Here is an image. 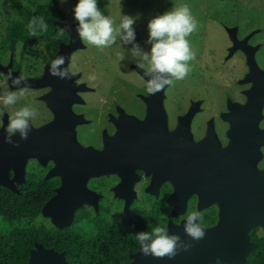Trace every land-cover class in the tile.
I'll return each mask as SVG.
<instances>
[{
    "label": "flooded vegetation",
    "instance_id": "1",
    "mask_svg": "<svg viewBox=\"0 0 264 264\" xmlns=\"http://www.w3.org/2000/svg\"><path fill=\"white\" fill-rule=\"evenodd\" d=\"M65 34L66 40L59 39L58 46L69 41L66 30L62 36ZM236 38L245 39L247 44L256 47L254 60L257 65V71L251 70L247 55L241 48L233 51L229 49L234 44L230 36L232 43L227 46L226 63L232 65L234 56L238 54L244 68L242 76L232 80L234 86L239 88V95L232 94L230 90L224 99L210 96L199 100L188 99L181 114L176 116L171 109L173 101L163 100L161 90V97L157 100H149L148 94L142 99L109 104L105 114L108 124L101 126L95 120L93 124V120L86 118L82 111L74 110L76 105L87 102L83 95L92 88L78 81L80 73H72L75 78L70 84L83 86L73 91L80 99L72 101L69 108L72 114L81 118L72 126L75 140L77 134L80 144L86 148L106 152L109 149L108 141L119 133L121 150H128V153L121 155V169L108 168L87 176L85 190L82 191L88 193L87 198L74 209L68 225L56 224L51 216L41 211L37 220L43 227L45 237H48L47 230L53 229L54 244L59 245L61 233L58 230L70 228L73 244L77 245L79 239H85L91 244L97 240L116 244L121 246L122 252L127 249L126 255H121L126 263L135 264L140 259L136 255L140 250L136 239L138 232H150L152 228L162 226L167 228L169 234L179 235L185 242H193L184 232L183 225L189 213L198 211L201 213L199 223L205 232L203 239L211 241L213 235L215 239L230 240L224 249H237L240 242L241 249L246 250L241 262L224 261L221 253L216 251L211 254L214 255L211 264H264V59L263 62L258 60L260 45L258 41L254 42L251 35L236 34ZM262 49L264 58V45ZM18 75L25 77L20 72ZM43 101L54 119V112ZM249 101L260 102L259 118L256 130L252 123L250 130L244 132L238 130L243 124L238 128L231 125L223 113L231 110L230 102L245 105ZM153 103L158 104L159 108L156 114L151 115L149 105ZM208 103L216 104L218 108L210 111L204 109V104ZM181 117L184 125L181 123V135L175 137L176 133L179 134ZM4 120L5 117L2 122ZM52 120H46L43 124ZM80 124H86L88 128L82 132L78 127ZM91 134H99V140H86V136ZM248 136H251L250 139L246 138ZM174 149H180V159L176 160H181V170L174 166ZM57 166H60L57 160L48 159L42 164L35 156L28 158L24 166V180L20 182L14 179L13 165L8 166L6 173L10 185L0 184V199L5 196L10 202L14 194L23 195L31 172L42 175L48 181V199L57 193L60 201L68 195H71V199L76 198L79 193L77 185L75 188L71 186L69 192L61 189L63 172L48 175ZM12 228V217L5 220L0 213V234L6 231L10 235ZM36 242L58 253L63 252L65 260L70 264L64 249L45 245L38 240H33L29 246V255ZM0 245H3V241H0ZM236 251L234 255L237 258L239 254Z\"/></svg>",
    "mask_w": 264,
    "mask_h": 264
},
{
    "label": "rangeland",
    "instance_id": "2",
    "mask_svg": "<svg viewBox=\"0 0 264 264\" xmlns=\"http://www.w3.org/2000/svg\"><path fill=\"white\" fill-rule=\"evenodd\" d=\"M18 1L30 9L39 6L50 8L52 27L46 31L41 30L36 36L30 33L24 42L17 43L13 52H0V64L10 65L13 71L20 72L23 76H40L59 49V38L66 30L60 22L66 24L78 22L74 18V6L78 0H66L64 3H61V0ZM7 3L8 0H0V39L5 35L7 17L11 14ZM97 3L101 12L110 16L117 25L121 15L135 18L133 24L135 43L146 52L151 48L147 42L149 21L175 7L185 4L189 6L192 15L198 21L197 31L188 37L196 59L190 61L192 70L185 79L175 80L162 90L163 100L173 101L171 109L174 116L181 114L188 99H206L208 96L224 99L230 90L232 94L239 95V88L234 86L232 80L242 76L244 68L238 54L234 56L232 65L226 63L227 46L232 43L230 29L238 35H251L254 42L258 41L260 51L257 57L263 62L264 0H97ZM81 42L80 48L71 51L67 69L71 73H80L81 77L78 81L92 89L83 95L87 102L76 105L74 110L82 111L86 118L93 120V124L100 122L101 126L106 125L108 119L105 114L108 105L121 103L124 100L145 98L148 95L147 80L138 75L134 69L136 58L131 55L132 44L125 45L117 39L111 47L100 50L82 40ZM231 48L232 44L229 49ZM118 52L125 53L124 60H117ZM92 75H95V80L89 78ZM52 88V85L34 89L25 86L24 95L16 104L4 106L0 103V127L3 126L4 117L8 123L9 116L21 107H32L37 110L38 115L30 121L33 127L42 125L46 120H52V112L39 98L40 95L50 92ZM4 91H14L19 95L20 88L18 90L9 88L7 76L0 69V95ZM205 108L210 111L218 106L208 103L204 104ZM78 127L82 132L88 128L86 124H80ZM75 137L78 145L85 147L80 144L77 134ZM99 138V134L94 136L91 134L85 139L97 141ZM31 157L34 156H28L26 161Z\"/></svg>",
    "mask_w": 264,
    "mask_h": 264
},
{
    "label": "water",
    "instance_id": "3",
    "mask_svg": "<svg viewBox=\"0 0 264 264\" xmlns=\"http://www.w3.org/2000/svg\"><path fill=\"white\" fill-rule=\"evenodd\" d=\"M60 23L68 32L69 41L59 44V49L55 52L53 60L57 56L65 57L64 67L67 68L71 51L81 47L82 42L76 31L78 22L71 24ZM230 35L234 43L230 50L233 51L236 48H241L247 55V62L250 69L257 71V65L254 60L256 47L247 44L245 39L238 40L236 38V32L232 29H230ZM50 65L45 68L40 76H25L26 84L22 86L36 88L52 85V91L42 95L41 99L47 102L48 106L54 112L55 117L49 123L41 126L33 127L31 125L32 128L26 140H20L18 134L14 135L12 139L18 142V147L4 140L6 133L3 129L7 126V122L4 120L3 126L0 128V184L10 185L6 173L7 167L10 165L14 167V179L19 182L23 181L24 166L28 156H35L42 164H45L48 159L57 160L60 166L52 168L48 172V175L63 172L64 182L61 189L69 192L71 186L75 188L77 185L79 193L73 199H71V195L62 197V201H60L59 193L54 194L44 203L41 211L44 215L51 216L56 224L64 226L70 223L74 209L87 198L88 193L82 192L85 190L84 184L87 176L92 173L105 171L108 168L121 169V155L127 154L128 150H121V137L119 133H116L114 138L108 141L107 147L109 149L106 152H98L91 147L86 148L78 145L73 135L72 126L75 122L80 121L81 118L80 116L72 114L69 108L72 101H78L80 99L73 91L75 89H82L83 86L76 83L70 84L71 80L75 78V75H72L71 79H61L50 75ZM134 66L140 74L148 78L145 75L146 70L140 69L137 65ZM0 69L6 74L9 87L13 89L17 88L11 83L9 73H12V77H20L18 72L13 71L10 65L2 66L0 64ZM160 97L161 91L150 95L149 100H157ZM259 103L249 101L245 105H239L238 103L230 102L229 108L231 110L223 113V116L227 117L231 125L233 124L237 128L240 124H243V127H239L238 129L240 131H249L252 123L255 129L256 122L259 118ZM149 108V113L154 115L159 105L153 103L149 105ZM251 116H253L252 119L249 118ZM181 123L184 125L183 117L180 118L178 132L182 131ZM176 134L175 137L181 135L180 132L178 135ZM250 137L248 136L246 138L250 139ZM180 154V149H174V166L181 170L182 162L181 160H176V158L180 159ZM12 187L15 191L17 190L15 185ZM211 236V241H207L206 239L190 241L192 247L188 251H180L172 259H168L167 257L157 259L151 255L145 256L139 250L136 255L140 256V259L135 264H211L214 256L211 254L216 251L221 253V258L224 261H243V255L246 250L241 249L240 242L237 249L233 250L231 248L227 250L224 247L226 244H230V240H219L217 238L215 239L213 235ZM235 250H237L235 253L239 254L237 258L234 255ZM179 254L183 255L179 256ZM24 264H68V262L65 260L63 252L58 253L53 248L44 247L41 243L36 242L34 247L30 249L28 260Z\"/></svg>",
    "mask_w": 264,
    "mask_h": 264
},
{
    "label": "clouds",
    "instance_id": "4",
    "mask_svg": "<svg viewBox=\"0 0 264 264\" xmlns=\"http://www.w3.org/2000/svg\"><path fill=\"white\" fill-rule=\"evenodd\" d=\"M66 0H61V3ZM74 18L78 21L76 31L80 39L89 45L103 50L111 47L117 39L122 44H132L131 55L136 58L137 67L146 69L148 77L146 91L150 95L163 90L175 80H183L191 72L190 61L196 59L188 37L198 28V21L192 15L188 5H181L153 17L148 23V43L150 51H143L135 43L133 24L135 18L121 15L119 24L104 15L98 7L97 0H78L74 6ZM47 30V24L42 17H34L29 24L31 35L36 36L35 26ZM125 59L124 52L117 53V60ZM65 57L57 56L49 67L52 76L61 79H71L72 73L64 67ZM95 80V75L89 77ZM11 83L20 88L19 95L14 91H4L0 95V103L4 106L14 105L24 95L22 85L26 84L24 77H12ZM38 112L32 107H21L9 116L7 126L3 131L7 134L5 139L9 144L19 146L12 137L19 135L20 140H26L31 131V123ZM201 213L192 211L184 221V232L191 240L198 241L204 238L205 232L202 225ZM143 255H151L157 259L174 258L180 251H188L192 243L185 242L179 235L169 234L166 227L156 226L149 231H140L136 234Z\"/></svg>",
    "mask_w": 264,
    "mask_h": 264
},
{
    "label": "trees",
    "instance_id": "5",
    "mask_svg": "<svg viewBox=\"0 0 264 264\" xmlns=\"http://www.w3.org/2000/svg\"><path fill=\"white\" fill-rule=\"evenodd\" d=\"M7 5L11 14L7 17L5 35L0 39V52H13L18 42H24L27 39L31 33L29 24L34 17H42L47 24V29L52 27L50 8L39 6L36 9H30L18 0H8ZM35 30L38 33L43 29L37 24ZM66 37L65 34L59 39L66 40ZM28 181L26 189L22 188L23 195L14 194L10 202L5 196L0 199L1 215L5 220L10 216L13 221L12 233L8 235L4 231L0 234V241H3V245H0V264L26 262L29 255L28 248L33 240L42 241L45 245L54 246L57 249H64L70 264H127L121 257V255H126L127 249L122 252L121 246L106 244L98 240L91 244L85 239H79L75 245L70 228L58 230L61 233L59 245L54 244L53 229H48V237H45L43 227L37 219L41 215V207L50 196L48 181L35 172H31ZM113 228L109 230H114Z\"/></svg>",
    "mask_w": 264,
    "mask_h": 264
}]
</instances>
